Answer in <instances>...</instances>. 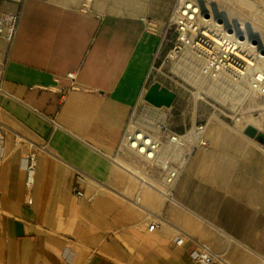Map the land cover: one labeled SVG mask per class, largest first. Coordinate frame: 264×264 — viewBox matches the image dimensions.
<instances>
[{
  "label": "crops",
  "instance_id": "crops-1",
  "mask_svg": "<svg viewBox=\"0 0 264 264\" xmlns=\"http://www.w3.org/2000/svg\"><path fill=\"white\" fill-rule=\"evenodd\" d=\"M104 1L24 0L14 38L0 36V264H198L197 244L214 264H264V142L208 121V146L172 199L116 153L159 43L147 18L164 21L172 5L144 0L143 14L101 11ZM15 8L0 0V12Z\"/></svg>",
  "mask_w": 264,
  "mask_h": 264
},
{
  "label": "built area",
  "instance_id": "built-area-1",
  "mask_svg": "<svg viewBox=\"0 0 264 264\" xmlns=\"http://www.w3.org/2000/svg\"><path fill=\"white\" fill-rule=\"evenodd\" d=\"M2 1H9L16 5L14 10L0 12V36L11 42L16 33L24 0ZM200 3V0H175L168 22L169 25L175 26L177 32V42L173 47L174 54L181 56L184 62L188 61L187 64L190 60L191 63L189 64L191 65L197 60L204 59L203 62L197 63V67L200 74L209 76L220 71L222 63L229 56V53L220 46H215L203 47L188 55L187 51L191 49V43L204 38L203 34L200 33L202 30L198 28L194 18V15L202 13ZM191 15L193 16L191 17ZM238 74H243L242 70ZM65 77L70 81V86H74L75 72L69 71ZM248 88L264 93V83L260 82L258 74L255 75V79L249 81ZM162 107L164 106L153 105L144 99L139 100L130 109L116 146L117 154L129 153L132 157L143 161L142 165H135L132 169L128 168L132 174L140 179L142 185L151 186L149 178L163 184H174L181 176L184 164L189 160L192 153L199 147L208 146L206 138L207 120L194 121L186 130L178 132L168 127L167 116ZM2 139L3 131L0 128V143ZM166 141L175 148L159 158L160 149ZM24 168L25 186L30 188L34 182L36 168L35 152L30 151L25 155ZM158 191L167 199L173 198L171 193L162 189H158ZM72 192L78 197H83V191L78 186L74 185ZM27 201L30 203L31 199L28 198ZM157 226L158 222L152 220L148 223L147 230L153 231ZM174 240L176 243H181L182 237L176 236ZM190 257L198 264H214L220 261V257L211 252L204 244H197V247L190 251Z\"/></svg>",
  "mask_w": 264,
  "mask_h": 264
},
{
  "label": "rangeland",
  "instance_id": "rangeland-1",
  "mask_svg": "<svg viewBox=\"0 0 264 264\" xmlns=\"http://www.w3.org/2000/svg\"><path fill=\"white\" fill-rule=\"evenodd\" d=\"M86 1L87 0H85V4L82 5L83 9L88 10L94 8L93 6L96 0ZM137 1L139 3H137ZM168 2L171 3L172 7L164 21H156L149 17L147 18L150 30L159 37V43L147 75L146 88L150 84L156 82L173 91L175 96L171 105L162 107V110L167 113V125L172 130L183 132L194 121H211L215 119L211 116V114L214 113L217 116L216 122H221L227 127L232 126L230 127L232 130L235 128V131L236 129L240 131V129L246 125L243 120L251 119L257 115L259 116L260 112L263 115L264 108L258 104L250 103L249 100H246L243 104L236 101L240 93H238L237 89L233 86L227 85L226 87H222V89L215 88L213 93H205L201 90H208L211 86L210 82H212L213 79H205L204 83H199V85L189 77L187 79L188 70L183 64L185 62L182 60L181 56L174 54L175 51L173 50L177 42L176 29L173 24L169 25L168 22L175 0H160V6L166 5ZM200 2L203 3L204 6L215 5L219 8L218 10H220V12L226 13L227 15L230 14V16H234L237 20L240 18V21L248 23L254 22L252 17L254 16V9L256 6H259L255 0V5H251L250 3L247 5L240 0H200ZM151 6L152 5L147 2L145 4L144 0H118V4H115L113 0H106L98 6V8L101 11L117 12H121L128 8L132 13L145 14ZM137 8H139V11H137ZM183 73L185 75H183ZM220 92H222L224 102L220 100L217 101L214 97L221 96ZM198 95L202 97H198ZM261 97V102H263L264 96ZM143 99L142 96L140 100L142 101ZM238 99L241 98L239 97ZM236 117H240V120H236ZM256 128L264 133V121H261L260 125ZM124 162L125 161H123V163Z\"/></svg>",
  "mask_w": 264,
  "mask_h": 264
},
{
  "label": "bare ground",
  "instance_id": "bare-ground-1",
  "mask_svg": "<svg viewBox=\"0 0 264 264\" xmlns=\"http://www.w3.org/2000/svg\"><path fill=\"white\" fill-rule=\"evenodd\" d=\"M240 1L246 3L247 5L248 3L255 5V2L259 4V6H256L254 9V16H252L254 20L253 23L240 21V18L237 20V18L230 16V14L227 15L226 13L220 12L217 6H204L203 3H200L203 9L202 13L200 15H194L196 24L198 28L202 30L200 33L203 34L204 38L193 41L190 46L191 49H188L187 53L188 55H191L192 51L197 52L203 47L209 48L220 46L229 53V56L223 61L220 71L217 74L209 76L200 74L197 63L203 62L204 59L197 60L193 65L189 64L191 63L190 60L188 64V61L183 64L188 70L189 76H186L187 79L189 77L192 79V81L196 82V84L198 83L199 85V83H204L205 79H213V81L210 82V88L208 86V90L202 89L201 91L205 93H213L215 88L222 89V87H226L227 85L233 86L235 89H237L238 93H240L238 98L240 97L241 99L237 98L236 101L243 104V102L249 100L250 103L252 102L254 104H258L264 108V99L263 102H261V96H264V93L248 88L249 81L255 79L256 74H258L260 82L264 83V0H255V2L254 0ZM194 11H196V9H194ZM192 16L193 15H191V17ZM240 70H242L243 74H238ZM183 75L185 74L183 73ZM220 93L221 96L214 97L217 101L220 100L224 102L222 92ZM198 97L202 96L198 95ZM260 113L259 116L257 115L251 119L247 118L248 120L244 118L245 120H243V122L246 123L244 128L247 125H250L253 128H256L258 125H260L261 121H264V114L262 115V113ZM211 116L217 119V116L214 113H212ZM236 120H240V117H236ZM174 148L175 147L170 142L166 141L160 149L159 158L161 155L168 153ZM126 156L127 158L132 157V155L129 153L128 155H125V157ZM138 160L137 158H131L130 160L125 161L123 164L126 165V167L131 168L132 165L134 166V164H138L136 162ZM187 162L188 161H186V163ZM140 163H143V161L140 160ZM149 181L151 183V187L157 191L158 189H162L165 192L171 194L173 193V187L176 184V182L174 184H163L153 180L152 178H149Z\"/></svg>",
  "mask_w": 264,
  "mask_h": 264
},
{
  "label": "water",
  "instance_id": "water-1",
  "mask_svg": "<svg viewBox=\"0 0 264 264\" xmlns=\"http://www.w3.org/2000/svg\"><path fill=\"white\" fill-rule=\"evenodd\" d=\"M203 10V9H202ZM173 91L168 88L160 85L159 83L150 84L146 91L144 92L143 98L147 102L156 105V106H170L174 99ZM243 132L256 139V141L263 143L264 142V133L259 131L256 128L247 125Z\"/></svg>",
  "mask_w": 264,
  "mask_h": 264
}]
</instances>
